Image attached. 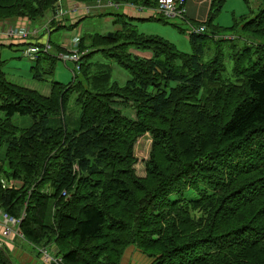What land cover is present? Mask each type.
<instances>
[{"label":"trees","instance_id":"obj_1","mask_svg":"<svg viewBox=\"0 0 264 264\" xmlns=\"http://www.w3.org/2000/svg\"><path fill=\"white\" fill-rule=\"evenodd\" d=\"M68 1L89 5L87 14L108 2L156 7V0ZM223 1L210 0L203 21L187 17V0L179 6L177 17L205 29L187 31L190 53L137 29L135 21L169 18L161 13L101 11L118 28L79 35L72 80L52 81L47 95L6 79L0 57V210L20 219L22 239L38 252L55 247L50 255L60 262L50 264H120L129 246L151 264H264V0L239 20L242 46L215 32ZM62 2L0 0V21H33ZM55 18L48 34L63 26ZM28 37L21 44L43 47ZM48 42L55 52H37L35 80L51 77L67 51ZM112 64L128 73L123 83ZM71 100L79 112L69 127ZM15 114L31 125L15 126ZM146 134L151 147L138 177L133 146ZM0 264H13L6 249Z\"/></svg>","mask_w":264,"mask_h":264},{"label":"rangeland","instance_id":"obj_2","mask_svg":"<svg viewBox=\"0 0 264 264\" xmlns=\"http://www.w3.org/2000/svg\"><path fill=\"white\" fill-rule=\"evenodd\" d=\"M189 1L190 0H187V3ZM201 1L207 2L206 0H197V2L195 3L198 4V2ZM70 2L67 0L65 1L63 0L62 5H60V8L65 10L64 8H66L68 4L69 8L68 7L67 8H68V12H70L72 10V7H78L77 5H79L73 1ZM57 3H60V1H58ZM259 5H260V0H224L221 3L220 8L217 11L212 21V24L218 28V30L215 32H218L217 34L220 35V37L226 36L229 38H234L233 43L238 46H242L244 44V39L247 40V38H246V34L240 29L241 26L240 21H242L240 20V18L244 15L246 17L247 15L248 17L253 16L254 13H256ZM131 9H133L132 15H137L141 17H145L153 13L149 8H146V10L140 13H135L136 10L135 8H131ZM208 9H209V5L207 4V11L205 14L206 16L208 13ZM101 11H106L107 13H113V14L129 13L124 4H119L116 7L108 5L105 9L102 6L100 8L97 7L95 10L93 11L91 10L90 14H87L85 10L82 11V9L79 7V11L77 13H72V14L76 17L77 20L78 19L81 20L73 22L71 16L64 14L63 18L61 19V23L63 26L49 32L50 42L52 44L61 45V42H63L64 40V36L69 35L74 37L79 33V31L82 34L87 35L94 32L105 33L107 31H112L118 28L117 25L112 23V19L114 16L110 14H105V15L100 14L103 13ZM152 15L158 17L159 13L155 12ZM47 17L49 18V20ZM158 19H151L147 21H135V24L140 32L144 34H151L163 38L165 40H168L179 51L190 53L192 51V47L188 39V33H187V31H189L191 27L189 23L185 22V20L179 17L168 18V19L164 17L163 18L158 17ZM52 20H54V17L50 12V15L47 13L45 17H40L30 22H32L33 25L41 24L43 22L45 23V25H51ZM237 21H239V23L237 24L238 27L236 29L231 30L229 27H231ZM72 23L74 26L77 25L76 28L77 27L78 28L76 31H75L76 28L73 29L72 27L69 26ZM192 25L195 27L197 26L194 24ZM43 26L41 27L40 30H42ZM30 27L32 28L31 25ZM45 29L46 28H44V30L41 31L43 35L47 33V30ZM208 29L210 31L212 28L209 27ZM79 35L81 34H78L77 38H79ZM238 36H240L241 38H239ZM23 42H25V40L10 47L0 46V57L2 60H4L2 70L5 74L6 79L17 85H21V86L23 85L25 87L35 89L45 95L48 94V91L50 89V83L52 81L66 84L67 82L72 80L73 73L76 71L74 68L75 67L74 62L70 61L69 59H67V61L65 62L63 60L57 59L54 63L51 77H48V79L41 81L35 80L32 76L33 71L31 69V65L34 64V62H32V57L30 55L25 54V50L27 49L28 46L25 44H21ZM258 42L264 43V38H260ZM54 49H56V47H53L51 51L55 52ZM229 51H230L229 43H227L224 45V54L226 55ZM64 53H67V51H64ZM211 53L212 50L209 52H204L203 58L206 59L210 57L209 55H211ZM40 63L43 66V63L42 62ZM225 63L227 68L225 75L230 76L231 61L228 58H226ZM112 68H113L112 77L117 81H119L120 83H123L127 79L128 73L116 64H112ZM118 107L122 109V112L125 115L134 118L133 109H129V108L125 109L124 106L121 104ZM78 112H79L78 106L75 103H73V101L71 100L64 114L66 116V120L68 121L69 127L77 124ZM11 122L20 129L27 128L32 123L30 116L18 115V114L12 116ZM150 147H151V137L147 134L140 137L133 146V155L136 158L134 169L138 177L145 176V162L149 157ZM13 241L14 242H12L9 246L13 247L11 249V252H13L12 258L14 257L13 258L14 264H20L19 260L17 259L19 257L18 251L24 257L29 256L36 259V261H37V257L39 258L41 256L40 259L42 258V254L37 250L38 248L34 247L27 241L20 239L17 236L13 238ZM152 261H153L152 258L150 259L144 254H142L141 251L137 249L135 246H129L124 251L120 264H151ZM45 262L46 264H48L49 262L48 258L45 259ZM38 264L40 263L38 262Z\"/></svg>","mask_w":264,"mask_h":264},{"label":"built area","instance_id":"obj_3","mask_svg":"<svg viewBox=\"0 0 264 264\" xmlns=\"http://www.w3.org/2000/svg\"><path fill=\"white\" fill-rule=\"evenodd\" d=\"M185 0H156V7L155 8H149L152 10L153 13H161L165 17L173 18L177 17L181 12H184V8L181 9L179 8L180 5H184ZM100 5V4H98ZM107 5L109 6H118L116 3L108 2ZM78 6V5H77ZM79 7L83 10L86 11V13H89L91 7L89 5H81L78 7H73L71 12L72 13H77L79 11ZM98 7V6H97ZM131 7V6H127ZM140 10H143L142 8H138ZM70 11V10H69ZM65 11L62 8L56 9L54 11V17H59L63 15ZM47 29L46 27H44ZM204 27L199 26V27H190L189 32H194V33H199V32H204ZM2 34L6 35L7 38L10 40L13 39H22L27 37L30 34V31L28 28H21L19 26L11 25L7 27L6 29L1 31ZM32 34V33H31ZM35 35V34H34ZM78 38L73 39L71 42L73 43L72 45L67 47V53H58L57 57L64 62L69 59L70 61L74 62L75 67L78 68L79 61H80V52L77 49L72 48L77 43ZM51 46L48 42V39L43 42V47L38 49L35 45L28 46L27 49L25 50V54L30 55L32 57V60L36 57V54L39 50H42L43 52H48L50 51ZM3 188L6 187L5 183H2ZM11 186V185H10ZM62 196L65 197L66 193L63 192ZM0 222L3 225V230H2V237L6 238L11 235L17 236L22 239V235L19 231V224H20V219L17 220L11 216H8L4 212L0 210ZM40 253L42 254V260L45 262V259L48 258V264L51 263L52 256L50 253H48L47 249H41ZM41 257V256H40ZM54 261V260H53ZM54 262H60V260H55ZM46 263V262H45Z\"/></svg>","mask_w":264,"mask_h":264},{"label":"crops","instance_id":"obj_4","mask_svg":"<svg viewBox=\"0 0 264 264\" xmlns=\"http://www.w3.org/2000/svg\"><path fill=\"white\" fill-rule=\"evenodd\" d=\"M68 1V0H67ZM207 2H205V1H201V2H198V4H196L195 2H197V0H190L188 3H187V5H186V15H187V17H190V18H192V19H194V20H199V21H203L205 18H206V11H207V4L209 5V1L210 0H206ZM76 3V2H75ZM207 3V4H206ZM70 4H71V2H70ZM77 4V3H76ZM63 7V6H62ZM67 7L69 8V5L67 4ZM64 8L65 10V13L64 14H66V15H68V16H71V19L73 20V22H75V21H77V19H76V17L72 14V12L70 11V12H68V8ZM73 8V7H72ZM126 8H127V10H128V14L127 13H125V14H127V15H129V16H133V17H139V18H145V17H148V16H150V15H152V14H150V15H148V16H145V17H141V16H137V15H132V11H133V9H131L132 7H127L126 6ZM136 9V8H135ZM94 10V9H93ZM151 10V9H150ZM142 11H144V10H140V9H136L135 10V13H140V12H142ZM152 11V10H151ZM64 14L63 15H61V16H59V17H57V18H55V21L56 22H58L57 23V26H60V25H62V23H61V19L63 18V16H64ZM49 15H50V13H49ZM52 15H53V13H52ZM75 17V18H74ZM48 18V17H47ZM43 20V19H42ZM48 20H49V18H48ZM17 23V24H16ZM20 23V24H19ZM22 24V25H21ZM43 24H44V26H43ZM11 25H15V26H19V27H21V28H28L29 29V31H30V34H29V36L31 37V38H29V40H31V41H37V42H41V43H43V42H45L48 38H49V34H48V36H47V33L46 34H44L43 35V33L41 32L42 30H44V27H46V25H45V23L43 22V23H41V24H32V22H30V21H28L27 19H9V20H6V21H0V45L1 46H8V45H16V44H18L19 42H22V41H24V40H18V39H13V40H10L9 38H7V36L6 35H4V34H2L1 33V31L2 30H4V29H6L7 27H9V26H11ZM30 25L32 26V28L30 27ZM43 26V28H42V30H40L41 29V27ZM78 28V27H77ZM77 28L75 29V31L77 30ZM53 29V28H52ZM51 29V30H52ZM45 30H47V29H45ZM32 33V34H31ZM42 33V34H41ZM35 34V35H34ZM78 34H82V33H80V31H79V33ZM78 34L76 35V36H69V35H66V36H64V40H63V42H61V45H60V47H62L63 49L65 48V47H68V46H70V45H72L73 43L71 42L73 39H75V38H77L78 37ZM40 35H43V36H40ZM32 37H33V39H35V40H33L32 39ZM26 40H28V39H26ZM28 40V41H29ZM10 47V46H9ZM23 86V85H22ZM48 93H49V91H48ZM3 225L1 224V222H0V248H2V249H6L7 250V253H8V255H9V257H10V259H11V261H12V263L14 264V262H13V258H12V253L13 252H11V249L13 248V247H11V246H9L12 242H14L13 241V238L15 237L14 235H11V236H9V237H6V238H4V237H2V235H1V233H2V230H3ZM21 239V238H20ZM54 249H55V247L53 246V247H50L49 248V252L48 253H54L55 251H54ZM18 251V250H17ZM54 251V252H53ZM18 253H19V257L17 258L18 260H19V262H20V264H38V262L40 263V264H46L45 262H43V260H42V258L40 259V257L38 258L37 257V261H36V259H34V258H32V257H29V256H26V257H24L19 251H18ZM14 260H16V259H14Z\"/></svg>","mask_w":264,"mask_h":264}]
</instances>
